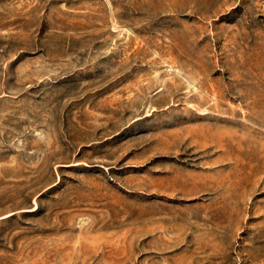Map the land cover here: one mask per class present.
<instances>
[{
    "label": "rangeland",
    "instance_id": "obj_1",
    "mask_svg": "<svg viewBox=\"0 0 264 264\" xmlns=\"http://www.w3.org/2000/svg\"><path fill=\"white\" fill-rule=\"evenodd\" d=\"M0 264H264V0H0Z\"/></svg>",
    "mask_w": 264,
    "mask_h": 264
}]
</instances>
